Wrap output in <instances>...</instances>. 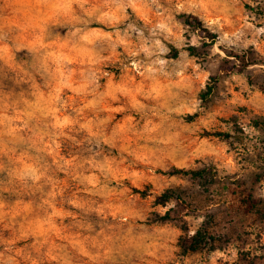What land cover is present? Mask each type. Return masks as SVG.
I'll return each mask as SVG.
<instances>
[{
  "label": "rangeland",
  "instance_id": "1",
  "mask_svg": "<svg viewBox=\"0 0 264 264\" xmlns=\"http://www.w3.org/2000/svg\"><path fill=\"white\" fill-rule=\"evenodd\" d=\"M0 264H264V0H0Z\"/></svg>",
  "mask_w": 264,
  "mask_h": 264
},
{
  "label": "trees",
  "instance_id": "2",
  "mask_svg": "<svg viewBox=\"0 0 264 264\" xmlns=\"http://www.w3.org/2000/svg\"><path fill=\"white\" fill-rule=\"evenodd\" d=\"M185 25L191 29L194 30H204L203 23L202 21L198 18V16L188 14V15H183ZM211 44L213 45L216 42V37L211 35ZM189 52L191 54H197L196 53V48L190 46L189 47ZM211 91V87H208V92ZM183 174L191 175L192 177H198L201 178L202 176V171H178ZM141 194L145 195L144 192ZM168 198H170L169 193H165L162 195V197H159V200L162 202H165ZM243 203L246 206L247 210H252L257 207L256 201H254L250 195L247 196V198H244ZM155 222H165L168 220H173L170 214L167 212L163 216H157ZM180 229L184 233L183 235L180 236L179 240V245L181 246L183 253L184 254H189V253H195L204 249H209L213 250L218 243V240L215 236H213L207 229L204 228H199L198 230L195 231L194 234L189 235L187 234V226L185 223L182 222L180 224Z\"/></svg>",
  "mask_w": 264,
  "mask_h": 264
}]
</instances>
